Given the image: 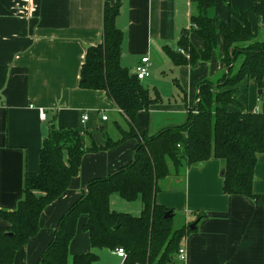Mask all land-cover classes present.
<instances>
[{
    "label": "crops",
    "instance_id": "1",
    "mask_svg": "<svg viewBox=\"0 0 264 264\" xmlns=\"http://www.w3.org/2000/svg\"><path fill=\"white\" fill-rule=\"evenodd\" d=\"M115 1L0 0V210L16 209L23 198L25 175L38 171L39 151L52 125L86 130L97 144L103 142L101 131L116 140L127 130L124 115L103 90L79 86L86 50L101 42L104 3ZM259 1L214 0L206 13L218 25L230 20V10L244 11L255 28L251 9ZM196 13L191 0H120L115 18L123 32L120 62L132 72L141 57H148L150 74L141 83L160 98L136 114L141 131L152 134L185 122L197 102L198 85L206 80L216 85L227 70L219 33L208 61L174 65L164 52L165 46L177 49L184 35L193 48H204L203 39L192 31L190 17ZM257 30L264 39V26ZM258 91L255 80L244 79L234 97L245 110L264 113V89L261 95ZM228 108L237 110L232 105ZM84 113L88 118L81 122ZM136 145L137 140L129 138L114 147L85 153L67 189L41 211L37 233L16 252L13 264H35L60 218L87 184L131 163ZM159 186L156 203L178 214L180 226L189 230L179 244L185 259L179 260L176 254L173 264H264V203L225 194L220 159L193 165L183 179L170 177ZM252 190L264 196V153L257 155ZM110 207L139 214L142 206L139 199L128 202L113 194ZM85 220L86 216L80 217L68 245L70 261L75 254L93 250L81 227ZM115 249L97 250L93 264H123L124 258Z\"/></svg>",
    "mask_w": 264,
    "mask_h": 264
},
{
    "label": "trees",
    "instance_id": "2",
    "mask_svg": "<svg viewBox=\"0 0 264 264\" xmlns=\"http://www.w3.org/2000/svg\"><path fill=\"white\" fill-rule=\"evenodd\" d=\"M191 1L197 9L190 17L192 31L203 39L204 48H193L184 35L177 49L165 46L164 52L174 65L208 61L216 48V35L221 34L227 70L217 87L209 80L198 85L196 113L190 112L182 124L152 134L141 131L136 114L160 98L122 66L123 32L115 24L120 0L104 3L101 42L87 48L79 86L103 90L124 115L128 128L116 140L101 131L102 144L86 130L49 128L39 151L38 171L25 175L23 198L16 209L0 210L4 223L0 225V264H13L16 252L37 233L41 211L67 189L85 153L114 147L129 138L137 140L132 162L87 184L86 191L60 218L35 264H93L98 259L96 251L102 248H123V264H173L180 241L189 230L186 225L173 227V211L170 218H163L170 209L157 204L155 194L161 191L162 180L183 179L189 167L210 158L223 163L225 194L264 203V196L252 190L257 155L264 153V113L245 110L234 97L236 86L244 79L255 80L258 88L264 89V39H258L257 30L264 26V0L251 9L257 20L255 28L246 12L232 10L229 21L216 25L206 13L214 0ZM220 88L223 90L218 91ZM230 105L237 110L229 109ZM113 194L128 202L139 199L140 213L113 210ZM81 216H86L81 227L88 233L93 250L75 254L70 261L68 245Z\"/></svg>",
    "mask_w": 264,
    "mask_h": 264
},
{
    "label": "built area",
    "instance_id": "3",
    "mask_svg": "<svg viewBox=\"0 0 264 264\" xmlns=\"http://www.w3.org/2000/svg\"><path fill=\"white\" fill-rule=\"evenodd\" d=\"M25 1H27V0H25ZM150 65H151V63H150L148 57H146V56L141 57L140 62L135 66L132 73L137 77V79L143 80L144 78H146L150 74ZM190 112L196 113L194 108H192V110ZM39 116L41 118L44 117V113L42 110H39ZM87 118H88L87 113H84L81 117V122H85L87 120ZM102 119L105 120L106 116H103ZM115 253L120 257H123V258L125 257V251L123 250V248H116ZM177 256H178L179 260L185 259L184 248L181 247L178 249Z\"/></svg>",
    "mask_w": 264,
    "mask_h": 264
},
{
    "label": "rangeland",
    "instance_id": "4",
    "mask_svg": "<svg viewBox=\"0 0 264 264\" xmlns=\"http://www.w3.org/2000/svg\"><path fill=\"white\" fill-rule=\"evenodd\" d=\"M234 19V21H235V18H233ZM263 31V30H262ZM259 34H261V35H259L258 36V39L260 40V39H262L263 38V36H262V34L263 33H259ZM238 61L236 62V63H233V65L235 66V69L237 68V66H238ZM214 83V82H213ZM217 84L215 85V83H214V85H215V87H217V85H218V82H216ZM217 90H215V92H216ZM218 91H222V90H218ZM136 205V204H135ZM135 212H138V211H135ZM128 213H131V212H128ZM133 214H135V215H137L138 213H133ZM182 219H181V217L178 215V214H175L173 217H172V224H173V227H179L180 226V224H182L181 221Z\"/></svg>",
    "mask_w": 264,
    "mask_h": 264
},
{
    "label": "water",
    "instance_id": "5",
    "mask_svg": "<svg viewBox=\"0 0 264 264\" xmlns=\"http://www.w3.org/2000/svg\"><path fill=\"white\" fill-rule=\"evenodd\" d=\"M261 93H262V89H259V91H258V95H261ZM172 215H171V211L170 210H168V211H166L165 213H164V215H163V218L164 219H167V218H170ZM194 225H195V223L193 222L191 225H190V228H194ZM10 234V233H9ZM11 235V234H10Z\"/></svg>",
    "mask_w": 264,
    "mask_h": 264
}]
</instances>
